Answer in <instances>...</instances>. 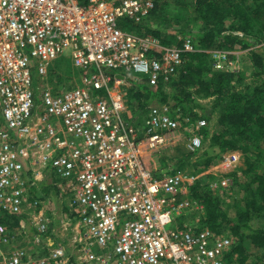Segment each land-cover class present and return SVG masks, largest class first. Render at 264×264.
Instances as JSON below:
<instances>
[{"label":"built area","instance_id":"obj_1","mask_svg":"<svg viewBox=\"0 0 264 264\" xmlns=\"http://www.w3.org/2000/svg\"><path fill=\"white\" fill-rule=\"evenodd\" d=\"M154 6L155 0H0V216L27 214L38 233L32 241L40 243L45 202L31 198L27 175L37 181L50 169L67 186L62 196L77 217L62 226L70 227L74 259L62 247L44 255L6 251L10 236L0 222V264H225L228 232L200 227L202 205L179 196L209 174L210 189L229 203L240 152L222 153L198 175L174 167L156 175L145 158L172 133L200 152L205 120L155 101L141 119L127 118L124 74L145 77L150 87L167 84L183 55L198 50L181 36L167 46L119 27L122 18L141 22ZM208 52L214 70H239L236 53ZM65 53L78 84L54 91L48 67ZM179 214H192L194 222L167 228Z\"/></svg>","mask_w":264,"mask_h":264},{"label":"trees","instance_id":"obj_2","mask_svg":"<svg viewBox=\"0 0 264 264\" xmlns=\"http://www.w3.org/2000/svg\"><path fill=\"white\" fill-rule=\"evenodd\" d=\"M118 25L139 36L157 37L164 45H178L181 36L198 49L183 55L182 65L167 84L149 87L145 77L125 74L130 85L128 111L144 114L155 101L192 120H205L199 136L211 154L204 148L187 153L175 169L191 163L193 172L188 173L198 175L222 153L240 152L243 167L229 175L233 191L229 203L210 189L214 177L209 174L189 186L188 198L203 207L200 227L228 232L232 248L225 264H264V46L259 45L264 40V0H155L141 22L122 18ZM211 50L238 52L240 69L214 70ZM203 99L210 100L208 111L199 103ZM7 218L13 220L11 226L16 225L13 217L0 222L9 225Z\"/></svg>","mask_w":264,"mask_h":264},{"label":"crops","instance_id":"obj_3","mask_svg":"<svg viewBox=\"0 0 264 264\" xmlns=\"http://www.w3.org/2000/svg\"><path fill=\"white\" fill-rule=\"evenodd\" d=\"M76 72L78 73V71ZM75 82L78 84V78L77 80H75ZM125 103L127 105L126 100ZM194 111H197V109H194ZM127 118H129V115H127ZM27 178H28V182H27L26 190L30 194L31 198H35L37 200L45 202V206L43 208L42 214H43V219L47 224V231L40 236L42 241L40 243H35L32 241V239L35 236H37L38 233L33 227V225H31L29 216L27 214L24 213L21 215H16V214L1 213L0 216L1 220L5 219L6 217H13L14 219H17L16 225L14 224L13 226H11V223L13 222L11 218L6 219L10 223L9 224L10 226L4 223V225L7 226V230H8L7 234L10 236V242L8 244L9 246L5 247V250L11 251L15 249H21V250L26 249L25 252L27 253L30 252L32 255H44L45 253L49 252L52 249L54 250L56 248L62 247L65 254L71 255V257L74 259L75 258L74 252L72 248L68 246L66 239L70 236L71 233L70 227H72V224L75 221L74 219H76L77 217L69 207L68 198L66 202L63 203V206L58 207V205H56V203L54 202V200L52 199L49 193L47 194L45 192L42 194V192H40L41 189L44 188L45 191L47 188V190L48 189L53 190L55 191L56 194H59V196L64 197L62 196V193L64 192L62 189L68 191L67 186L64 184L63 181H61L58 177H56L53 170L50 169L45 170L43 176L37 181L32 182L30 173H28ZM182 216L184 217V219L188 217L187 215H183V214ZM193 222H194V217H192V219L190 220L181 221V224L177 225V227H185V225L187 226V224H191ZM69 224L70 227L69 226L66 227V231L63 230L62 226H66ZM172 227H176V225ZM70 262H71L70 264L72 263L80 264L79 262L76 261L74 262L72 260ZM111 264H115V263H111Z\"/></svg>","mask_w":264,"mask_h":264},{"label":"rangeland","instance_id":"obj_4","mask_svg":"<svg viewBox=\"0 0 264 264\" xmlns=\"http://www.w3.org/2000/svg\"><path fill=\"white\" fill-rule=\"evenodd\" d=\"M259 45L264 46V40L261 41ZM236 54L237 56L234 57L235 58L234 60L237 61V66L235 68L238 67V69H240V62H239V57H238L239 53L237 52ZM67 56L68 55L65 53L60 58L54 60L48 67V71L50 73L49 83L54 91H63L65 89H70L77 84L75 82V80H77V72L71 67V63L69 62ZM127 75L132 76V77L138 76L137 74H134L132 72L127 73ZM33 78H34V85H36V78L38 79V75L36 74V72H34ZM129 87L130 85H127V84L121 85L123 94L125 95V100L127 99V89H129ZM199 103L203 105V107L205 108V111L209 110L210 100H207V99L199 100ZM133 105H135L136 107L137 104H133ZM201 112L203 113L204 110L203 111H201L200 109L197 110V113H201ZM128 115H129L130 120L141 119V117L143 116L140 110L137 111L135 114L129 111ZM211 122L213 124L214 119H212ZM206 147L207 146L205 145L203 148L206 150ZM206 151H209L211 154V150H209L208 148ZM187 153H193V152L191 148L189 147V144L187 142L185 135L181 133H172L169 135V141L167 145L164 148L152 154L151 156L146 157L145 162L148 168L154 171L156 175H159L163 173L167 168L177 166V162L180 161L181 159H184ZM194 160H196L195 157L191 159V161H194ZM242 167H243V162L241 159L239 166H237L235 170L239 171ZM182 170L185 173L191 172L193 170L192 164L191 163L186 164ZM188 188L189 186L184 188L185 192L179 196V201H182V198L184 196L188 198ZM40 192H42V194L45 192L47 194L49 193L52 199L54 200V202L56 203V205H58V207L63 206V203H65L67 200L66 198L64 199V197L59 196V194H56L55 191L49 190V189L47 190V188L45 191H44V188L41 189ZM232 196H233V191H232ZM229 212L232 213L231 210H229ZM190 219H191L190 216L184 219V217L181 214L175 215V222L173 223L172 226H175V225L177 226L181 224V221L190 220ZM172 226L169 225L167 228H172Z\"/></svg>","mask_w":264,"mask_h":264},{"label":"water","instance_id":"obj_5","mask_svg":"<svg viewBox=\"0 0 264 264\" xmlns=\"http://www.w3.org/2000/svg\"><path fill=\"white\" fill-rule=\"evenodd\" d=\"M120 77L122 78L123 76H122V75H120Z\"/></svg>","mask_w":264,"mask_h":264}]
</instances>
